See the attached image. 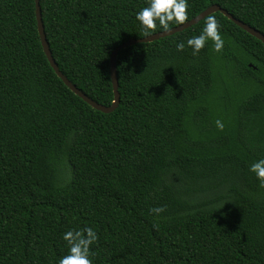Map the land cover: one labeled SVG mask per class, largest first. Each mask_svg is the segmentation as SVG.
<instances>
[{
    "label": "trees",
    "instance_id": "1",
    "mask_svg": "<svg viewBox=\"0 0 264 264\" xmlns=\"http://www.w3.org/2000/svg\"><path fill=\"white\" fill-rule=\"evenodd\" d=\"M145 2L40 0L60 70L101 104L113 49L163 31L135 19ZM188 4L185 21L218 4L264 34V0ZM209 15L221 52L176 50L208 15L122 48L106 113L52 68L36 0H0V264H56L63 232L84 226L93 264H264V189L247 170L264 154V43Z\"/></svg>",
    "mask_w": 264,
    "mask_h": 264
},
{
    "label": "clouds",
    "instance_id": "2",
    "mask_svg": "<svg viewBox=\"0 0 264 264\" xmlns=\"http://www.w3.org/2000/svg\"><path fill=\"white\" fill-rule=\"evenodd\" d=\"M188 7V0H146L144 6L136 11L135 19L145 31L154 30L157 26L168 31L170 24H183ZM219 28L217 18L208 15L199 33L188 36L186 40L177 41L176 50L182 51L188 47L192 54L196 55L211 41L212 51L221 52L225 41ZM214 123L218 129H223L224 125L220 119H216ZM247 170L254 175L258 187L264 189V154L253 158L247 165ZM149 211L158 216L164 211V206L152 207ZM97 238V232L89 226L64 231L61 239L65 242L66 252L57 259L56 264H93L90 246Z\"/></svg>",
    "mask_w": 264,
    "mask_h": 264
},
{
    "label": "water",
    "instance_id": "3",
    "mask_svg": "<svg viewBox=\"0 0 264 264\" xmlns=\"http://www.w3.org/2000/svg\"><path fill=\"white\" fill-rule=\"evenodd\" d=\"M220 11L225 16H227L229 19H231L233 22H235L237 25H239L241 28L255 36L256 38L260 39L264 43V34L257 30L256 28L248 25L247 23L243 22L242 20L236 18L234 15H232L230 12H228L226 9L221 7L218 4H212L208 6L206 9H204L202 12H200L195 17L183 22L181 25H176L171 28H169L168 31H159L155 32L153 34L140 37V38H130L127 41L121 43L120 45L116 46L110 56V71H111V79H112V85L114 90V100L110 105H104L96 100L89 97L86 93H84L80 88H78L74 83H72L71 80L68 79V77L60 70L58 64L56 63L54 57L52 56L50 46L46 37L45 33V27L42 19L41 14V5L40 0H36V15H37V25L38 30L41 38L42 47L44 49V52L48 58V61L50 62L52 68L55 70L56 74L64 81V83L78 96H80L82 99H84L86 102H88L93 108L100 110L102 112H111L115 110L120 102V93L118 90L119 84H118V76H117V68H116V62H117V56L118 52L125 48L126 46L132 45L134 43L138 42H149L155 39H158L160 37H164L167 35H171L173 33L179 32L184 30L185 28L197 23L199 20L203 19L207 15Z\"/></svg>",
    "mask_w": 264,
    "mask_h": 264
}]
</instances>
